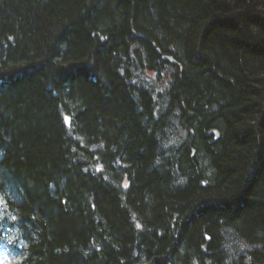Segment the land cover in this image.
<instances>
[{"label":"trees","instance_id":"1","mask_svg":"<svg viewBox=\"0 0 264 264\" xmlns=\"http://www.w3.org/2000/svg\"><path fill=\"white\" fill-rule=\"evenodd\" d=\"M0 238L264 264V0H0Z\"/></svg>","mask_w":264,"mask_h":264},{"label":"water","instance_id":"2","mask_svg":"<svg viewBox=\"0 0 264 264\" xmlns=\"http://www.w3.org/2000/svg\"><path fill=\"white\" fill-rule=\"evenodd\" d=\"M163 58L166 59V60H169V61H171V62L173 61V59L170 58V57L167 56V55H163ZM211 132H214V134L217 135V132H216V131H209V133H211Z\"/></svg>","mask_w":264,"mask_h":264},{"label":"rangeland","instance_id":"3","mask_svg":"<svg viewBox=\"0 0 264 264\" xmlns=\"http://www.w3.org/2000/svg\"><path fill=\"white\" fill-rule=\"evenodd\" d=\"M161 86L165 87V85H164V84H161Z\"/></svg>","mask_w":264,"mask_h":264},{"label":"snow or ice","instance_id":"4","mask_svg":"<svg viewBox=\"0 0 264 264\" xmlns=\"http://www.w3.org/2000/svg\"><path fill=\"white\" fill-rule=\"evenodd\" d=\"M13 219H15V218L13 217ZM138 227H139V225H138Z\"/></svg>","mask_w":264,"mask_h":264}]
</instances>
